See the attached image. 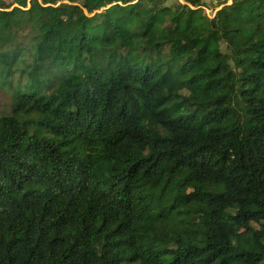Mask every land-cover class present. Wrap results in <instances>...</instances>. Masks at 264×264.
I'll list each match as a JSON object with an SVG mask.
<instances>
[{
	"label": "trees",
	"instance_id": "16d2710c",
	"mask_svg": "<svg viewBox=\"0 0 264 264\" xmlns=\"http://www.w3.org/2000/svg\"><path fill=\"white\" fill-rule=\"evenodd\" d=\"M0 0V264H264V0Z\"/></svg>",
	"mask_w": 264,
	"mask_h": 264
},
{
	"label": "rangeland",
	"instance_id": "374dc122",
	"mask_svg": "<svg viewBox=\"0 0 264 264\" xmlns=\"http://www.w3.org/2000/svg\"><path fill=\"white\" fill-rule=\"evenodd\" d=\"M29 1V0H27ZM171 2L173 0H170ZM179 2H182L181 0H178ZM218 5L217 0H202V7L204 9V13L209 18H212L214 16L216 9V6ZM9 98L6 96V93H2L0 91V114L8 112V106Z\"/></svg>",
	"mask_w": 264,
	"mask_h": 264
}]
</instances>
